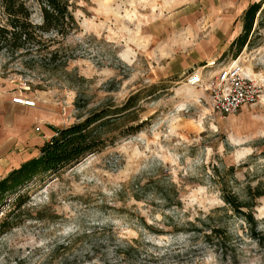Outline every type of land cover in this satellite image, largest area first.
I'll use <instances>...</instances> for the list:
<instances>
[{
    "label": "rangeland",
    "instance_id": "374dc122",
    "mask_svg": "<svg viewBox=\"0 0 264 264\" xmlns=\"http://www.w3.org/2000/svg\"><path fill=\"white\" fill-rule=\"evenodd\" d=\"M254 1L68 0L77 27L50 35L53 59L0 50V94L35 100L53 132L107 114L100 150L26 189L0 264H264V26L232 43ZM231 64L257 99L222 117L186 76ZM227 195L252 205L261 244Z\"/></svg>",
    "mask_w": 264,
    "mask_h": 264
},
{
    "label": "trees",
    "instance_id": "16d2710c",
    "mask_svg": "<svg viewBox=\"0 0 264 264\" xmlns=\"http://www.w3.org/2000/svg\"><path fill=\"white\" fill-rule=\"evenodd\" d=\"M40 22L32 21V7L26 0H0V9L4 20L0 24V50L10 54L24 52L53 59L57 51L41 53L52 41L51 34L65 37L76 27V21L70 10L68 0H35ZM257 22L264 26V0L254 1L244 9L241 16L242 32L233 40L237 51L246 43L253 24ZM50 36V37H48ZM29 61H34V55ZM28 64V63H26ZM131 96L117 111H128L132 107ZM107 116L105 110H99L87 116L84 120L67 126L56 128L54 133L38 147V155L32 157L17 168L11 169L0 178V234L4 233L18 222L20 207L26 203V189L41 180L44 176L57 174L71 168L84 156L101 149L105 139L100 136L101 122ZM137 124L132 128L136 129ZM257 191L255 197L263 195ZM224 202L244 219L249 226L250 236L261 244V232H257L258 223L251 211V204L240 202L234 195L223 196ZM13 200V208L5 211L4 207ZM246 210H243V209ZM225 235V232L219 230Z\"/></svg>",
    "mask_w": 264,
    "mask_h": 264
},
{
    "label": "crops",
    "instance_id": "0c3cea01",
    "mask_svg": "<svg viewBox=\"0 0 264 264\" xmlns=\"http://www.w3.org/2000/svg\"><path fill=\"white\" fill-rule=\"evenodd\" d=\"M12 97L0 94V178L37 156L38 147L54 133L41 109L14 103Z\"/></svg>",
    "mask_w": 264,
    "mask_h": 264
},
{
    "label": "built area",
    "instance_id": "2783aa9c",
    "mask_svg": "<svg viewBox=\"0 0 264 264\" xmlns=\"http://www.w3.org/2000/svg\"><path fill=\"white\" fill-rule=\"evenodd\" d=\"M212 80L204 81L192 72L186 76V83L201 86L208 93L209 109L220 116L235 113L242 106L254 102L257 98V85L254 80L243 75L241 67L231 64L222 68ZM12 102L34 107L36 101L24 96L12 97ZM36 130L39 127L35 128Z\"/></svg>",
    "mask_w": 264,
    "mask_h": 264
}]
</instances>
